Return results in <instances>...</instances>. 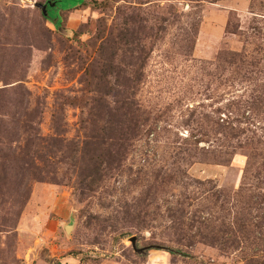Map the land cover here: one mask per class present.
<instances>
[{
  "label": "rangeland",
  "instance_id": "rangeland-1",
  "mask_svg": "<svg viewBox=\"0 0 264 264\" xmlns=\"http://www.w3.org/2000/svg\"><path fill=\"white\" fill-rule=\"evenodd\" d=\"M47 1L0 0V264H264V0Z\"/></svg>",
  "mask_w": 264,
  "mask_h": 264
},
{
  "label": "trees",
  "instance_id": "trees-1",
  "mask_svg": "<svg viewBox=\"0 0 264 264\" xmlns=\"http://www.w3.org/2000/svg\"><path fill=\"white\" fill-rule=\"evenodd\" d=\"M60 3V0H52L51 2H50V4H49V1H47L46 2V4L45 5H47V4H49V5H47V7H46V12H47V14H46V16H44L43 14H42V16L44 17V20H46L47 22H49L52 26H54V27H58V25L60 24V21H59V15H58V13H56V15L54 16V17H51V15H49V9H50V5H55V6H57V4H59ZM84 4V3H83ZM82 4V5H83ZM54 6V7H55ZM57 12V11H56ZM60 13V12H59ZM129 115V116H128ZM122 116H123V119L122 120H120V121H118L119 122V126L122 128V129H126V128H128L130 125H132L133 124V122H134V118H133V114L131 113V112H127V113H125V114H123L122 113ZM130 116H132V117H130ZM170 253H173L172 251H169Z\"/></svg>",
  "mask_w": 264,
  "mask_h": 264
},
{
  "label": "water",
  "instance_id": "water-1",
  "mask_svg": "<svg viewBox=\"0 0 264 264\" xmlns=\"http://www.w3.org/2000/svg\"><path fill=\"white\" fill-rule=\"evenodd\" d=\"M52 0H50L49 1V4H50V2H51ZM48 4V5H49ZM51 6V5H50ZM35 7L37 8V9H40L41 10V12H42V14L44 15V16H46V14H47V12H46V7H47V5H42V4H35ZM66 232H70V230H71V227L69 226V227H66Z\"/></svg>",
  "mask_w": 264,
  "mask_h": 264
}]
</instances>
